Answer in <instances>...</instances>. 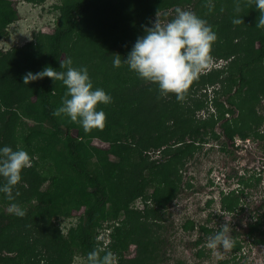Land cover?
<instances>
[{"label": "trees", "instance_id": "1", "mask_svg": "<svg viewBox=\"0 0 264 264\" xmlns=\"http://www.w3.org/2000/svg\"><path fill=\"white\" fill-rule=\"evenodd\" d=\"M212 3L210 11L208 0H63L51 33H36L34 42L26 44L28 50L18 49L12 54L0 51V92L6 90L12 95L7 101L0 94V99L10 110L23 102L21 113L45 127L32 128L24 140L31 147L29 141L34 134L44 136L46 150L50 149L55 163V167L49 163L41 173L44 178L51 177L43 188L39 187L41 177L35 172V161L32 167L23 169L16 186L24 195L20 193L10 201L24 208L25 216L5 211L2 204L6 202L0 198V264H69L75 254L87 260V254L97 247L114 252L117 264L162 262L165 240L159 220L181 189L185 160L209 137L223 136L221 149H225V142L235 135L260 136L259 126L264 120L255 109L264 96V26H258L260 10L254 0ZM171 6L206 19L217 33L211 56L229 59L225 68L202 72L182 101L174 93L160 95L155 83L140 78L123 63L137 38L145 34V26H152L154 14ZM17 18L12 0H0V38L7 35L8 25ZM237 18L241 22L233 23ZM115 53L121 55L119 67L113 66ZM69 58L74 67L86 66L93 86L103 88L112 97L111 103L97 106L106 113L103 128L85 131L66 116L52 115L66 92L62 81L45 76L24 83L23 77L29 71L47 66L64 71L61 60ZM218 83L220 89H215L209 99L214 111L196 121L195 111L208 103L206 89ZM197 93L199 97H195ZM219 93L226 96L220 99ZM235 111L236 116H229ZM218 120L220 131L215 130ZM8 127L4 125L2 133ZM94 138H101L108 146L93 144ZM5 139L0 138V146ZM149 149L159 152L160 157L150 158ZM234 175L242 185L222 195L220 206L227 212L242 209L243 188L253 185L243 174ZM147 187H152L149 193ZM137 198L142 208H133ZM79 210L82 212L76 224L61 233L56 222ZM119 212V221L106 223L116 220ZM253 219L244 233L252 242H263L264 210ZM193 226L191 220L183 224L184 228ZM200 228L210 236L220 229L207 230L203 224ZM105 229L110 238L103 245L97 236L98 230ZM230 234L235 241L233 251L238 250L239 233L231 230ZM200 242L198 236L194 243ZM130 243L135 244V253L125 257ZM230 263L245 261L223 257L215 262Z\"/></svg>", "mask_w": 264, "mask_h": 264}, {"label": "rangeland", "instance_id": "2", "mask_svg": "<svg viewBox=\"0 0 264 264\" xmlns=\"http://www.w3.org/2000/svg\"><path fill=\"white\" fill-rule=\"evenodd\" d=\"M62 1L12 0L13 6L17 9L18 18L8 25L7 35L0 38V51L12 54L14 50L21 49L22 52L23 49L28 48L27 43L34 42L33 37L36 33H51L57 20L58 5ZM175 15L176 9L171 6L154 14L152 20L155 21L158 16L163 24ZM228 62L229 59L212 57V65L205 71L216 67L225 68ZM262 68L264 69V66ZM219 86L218 83L206 89L208 103L205 107L195 111L196 121L208 118V115L214 111V106L209 99L212 98L215 89H220ZM5 91L3 90L0 94L6 96L8 101L12 95L11 92ZM197 96L199 97L200 93L195 95ZM225 96L219 93L218 97L222 99ZM22 103L14 110L11 109L12 113L0 99V138L6 136L7 139L3 141L4 145H9L14 150L18 147L23 148L33 155L35 172H38L37 175L41 177L39 187L43 188L51 177L44 178L41 173L46 171L50 164L55 167V163L50 156V149L46 150L47 140L44 136L34 134L29 141L31 147L26 144L24 137L32 128L45 129V127L38 125L33 117L21 113ZM255 109L258 115L261 114L264 117V96L255 104ZM236 114L235 111L234 114L229 113V116H236ZM219 123L218 120L215 124L216 131H220ZM6 124L9 127L2 133L1 129ZM123 124L125 125L124 122ZM258 133L260 136L252 134L245 138L235 135L232 139L234 143L232 140L225 142V149H221V144L225 141L223 136L219 139L209 137L206 143H203L185 160L181 167V189L164 211L163 219L159 220L162 224L160 232L165 240V257L158 264H215L218 258L223 257L245 261V264H264V241L252 242V239L244 233L246 224L253 221L251 216H256L258 212L261 213L264 210V120L259 126ZM92 143L101 147L108 146V143L101 138H94ZM147 152L150 158H159L161 155L152 149ZM236 172L238 175L243 174V178L253 185L243 188L244 193L240 197L241 210L237 207L233 211H223L220 206L222 195L242 185L236 181L237 177L234 175ZM257 178H259L258 181H256ZM19 189L21 188L17 189L15 186L13 190L15 199L18 196L16 191ZM146 190L149 193L152 187H147ZM0 198L6 202V205H2L4 210L8 211L11 201L5 195ZM132 206L135 209L142 208L143 203L140 198H137ZM81 212V210L74 211L73 215L61 217L56 222L61 233L65 234L69 227L76 224ZM121 218L122 212H119L116 220H109L106 223L114 224ZM189 220L193 222V228H184L183 224ZM224 223L229 224L231 230L239 233L237 241L240 248L238 250L233 251V248L224 250L222 247L209 249L206 246L210 233L207 232L208 234L205 235L206 232L200 228V225L203 224L205 228H208L207 230H214ZM98 232L97 239L103 240V245L106 244L110 238L108 229L98 230ZM198 236L201 242L195 244L194 241ZM135 248V244L130 243L124 256H133ZM69 264H87V260L75 254Z\"/></svg>", "mask_w": 264, "mask_h": 264}, {"label": "clouds", "instance_id": "3", "mask_svg": "<svg viewBox=\"0 0 264 264\" xmlns=\"http://www.w3.org/2000/svg\"><path fill=\"white\" fill-rule=\"evenodd\" d=\"M260 10L258 26H264V0H254ZM211 11L214 7L208 0ZM239 10V9H237ZM241 18L233 20L240 23ZM217 40V33L206 19L199 17L191 10L176 9V15L166 23H161L158 16L152 26H145V34L135 41L123 63L133 70L140 78L155 83L160 95L174 93L178 101L185 98L190 85L197 80L203 71L212 65L211 50ZM113 66L122 63L121 55L115 53ZM60 68L56 71L51 66L37 72L29 71L24 77V83L41 79L45 76L62 81L66 87L64 97L59 107L52 115L66 116L78 123L85 131L93 128H103L106 113L98 104L112 102V97L103 88L94 87L86 66H72V60H61ZM33 157L23 148L15 150L9 145L0 146V193L8 200L14 201L13 190L22 179V171L33 165ZM19 195V192H16ZM9 212L23 217L26 210L13 202ZM230 225L224 223L220 229L206 241L209 249L222 247L229 250L234 246ZM88 264H115L116 254L105 247L93 248L87 254Z\"/></svg>", "mask_w": 264, "mask_h": 264}, {"label": "flooded vegetation", "instance_id": "4", "mask_svg": "<svg viewBox=\"0 0 264 264\" xmlns=\"http://www.w3.org/2000/svg\"><path fill=\"white\" fill-rule=\"evenodd\" d=\"M251 217H253V218H255L256 219V216H251ZM254 220V219H253Z\"/></svg>", "mask_w": 264, "mask_h": 264}, {"label": "built area", "instance_id": "5", "mask_svg": "<svg viewBox=\"0 0 264 264\" xmlns=\"http://www.w3.org/2000/svg\"><path fill=\"white\" fill-rule=\"evenodd\" d=\"M233 141V140H232ZM233 143H234V141H233ZM234 145V144H233Z\"/></svg>", "mask_w": 264, "mask_h": 264}]
</instances>
